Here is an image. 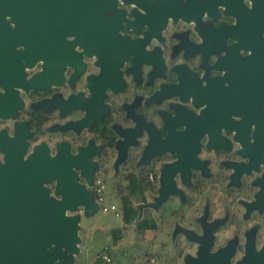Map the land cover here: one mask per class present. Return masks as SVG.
Listing matches in <instances>:
<instances>
[{"label":"flooded vegetation","instance_id":"flooded-vegetation-1","mask_svg":"<svg viewBox=\"0 0 264 264\" xmlns=\"http://www.w3.org/2000/svg\"><path fill=\"white\" fill-rule=\"evenodd\" d=\"M17 173L137 195L157 264H264V0H0Z\"/></svg>","mask_w":264,"mask_h":264},{"label":"water","instance_id":"water-1","mask_svg":"<svg viewBox=\"0 0 264 264\" xmlns=\"http://www.w3.org/2000/svg\"><path fill=\"white\" fill-rule=\"evenodd\" d=\"M34 175L26 182L17 173L10 192H0V264H74L80 216L68 211L78 202L92 210L95 202L82 186L60 177L62 198L49 196Z\"/></svg>","mask_w":264,"mask_h":264},{"label":"rangeland","instance_id":"rangeland-1","mask_svg":"<svg viewBox=\"0 0 264 264\" xmlns=\"http://www.w3.org/2000/svg\"><path fill=\"white\" fill-rule=\"evenodd\" d=\"M132 197L133 204H129V207L137 213L135 204L138 196ZM106 201L120 205V200L112 194L107 195ZM117 210L118 216L115 211H103L98 201L92 210L84 208L79 226V249L74 256V264H157L154 257V231L151 228H140L135 223L124 225L118 206ZM145 212L151 216V211ZM133 219L136 220L135 217ZM165 220L161 228L168 230L169 221ZM104 250L110 261L101 263L98 254Z\"/></svg>","mask_w":264,"mask_h":264},{"label":"trees","instance_id":"trees-1","mask_svg":"<svg viewBox=\"0 0 264 264\" xmlns=\"http://www.w3.org/2000/svg\"><path fill=\"white\" fill-rule=\"evenodd\" d=\"M120 211L122 214V219H123L124 225L129 226V225H134V223H135V225H137L140 228H151V229L153 228L152 224H149L150 222L140 223V222H137V220L133 221L134 217L136 219L137 214L133 210L130 209L128 202L126 200H122V203L120 205ZM95 261L99 262V259H96ZM100 261H101V263L105 262L103 260H100Z\"/></svg>","mask_w":264,"mask_h":264},{"label":"built area","instance_id":"built-area-1","mask_svg":"<svg viewBox=\"0 0 264 264\" xmlns=\"http://www.w3.org/2000/svg\"><path fill=\"white\" fill-rule=\"evenodd\" d=\"M97 201L99 202L101 208L103 211H115L116 215H119V212L117 210V206L114 203H108L106 202V198L104 194L100 191L98 196H97ZM98 258L104 260V261H110V257L108 253L104 250L100 254H98Z\"/></svg>","mask_w":264,"mask_h":264}]
</instances>
